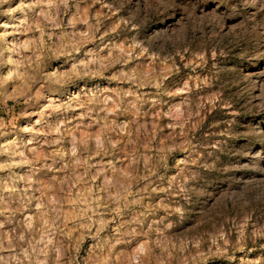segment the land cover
<instances>
[{"label": "rangeland", "instance_id": "374dc122", "mask_svg": "<svg viewBox=\"0 0 264 264\" xmlns=\"http://www.w3.org/2000/svg\"><path fill=\"white\" fill-rule=\"evenodd\" d=\"M0 264H264V0H0Z\"/></svg>", "mask_w": 264, "mask_h": 264}]
</instances>
